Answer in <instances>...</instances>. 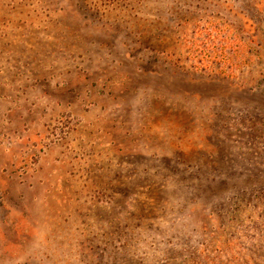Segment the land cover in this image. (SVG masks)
Returning a JSON list of instances; mask_svg holds the SVG:
<instances>
[{
  "label": "rangeland",
  "instance_id": "obj_1",
  "mask_svg": "<svg viewBox=\"0 0 264 264\" xmlns=\"http://www.w3.org/2000/svg\"><path fill=\"white\" fill-rule=\"evenodd\" d=\"M0 264H264V0H0Z\"/></svg>",
  "mask_w": 264,
  "mask_h": 264
}]
</instances>
